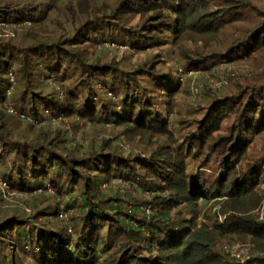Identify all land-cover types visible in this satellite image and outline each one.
<instances>
[{
	"label": "trees",
	"instance_id": "16d2710c",
	"mask_svg": "<svg viewBox=\"0 0 264 264\" xmlns=\"http://www.w3.org/2000/svg\"><path fill=\"white\" fill-rule=\"evenodd\" d=\"M256 1L0 0V178L9 195H39L30 214L2 211L0 264H264ZM243 62L260 74L174 111L184 72ZM55 120L117 130L133 150L101 139L80 152L66 131L37 127ZM114 181L147 201L131 203ZM235 243L244 262L223 248Z\"/></svg>",
	"mask_w": 264,
	"mask_h": 264
},
{
	"label": "rangeland",
	"instance_id": "374dc122",
	"mask_svg": "<svg viewBox=\"0 0 264 264\" xmlns=\"http://www.w3.org/2000/svg\"><path fill=\"white\" fill-rule=\"evenodd\" d=\"M256 4L260 8H264V3L261 2V0H257ZM11 34H5L3 35L5 38L10 37ZM7 39V38H6ZM107 49H114L112 45H107ZM193 47H189L188 50H192ZM116 51L119 52L120 55L125 57V55H128L125 57L126 60L131 59V62L139 61L144 58V55L142 53L139 54H133L131 55V52L124 51L121 49V47H116ZM201 51V48H200ZM125 54V55H124ZM168 66H170L174 71H177V74L179 77H181V71L180 66L177 64H173L168 60ZM251 65L248 62L238 63L234 64L232 66H225V64H214L209 68L210 73L206 71H192L188 70L184 72L182 76V89L181 94L177 97L176 100V106H175V112L180 110L182 114L189 113L193 107H197L198 104L203 100L205 93L207 90L212 89L216 90V92H223L229 84L234 82H243L247 80L254 79L256 75L260 74V71L251 68ZM186 78V80H185ZM181 81V80H180ZM13 87V85H12ZM229 88V87H228ZM50 90V89H49ZM184 116V115H183ZM185 117V116H184ZM60 121H43V123L38 124L37 127H49L52 131L57 132L60 131L64 134L65 132V138H66V145L68 147L77 148L80 150V152H86L89 148L90 142L92 141H99L101 139H106L110 141V144L116 145L120 147V149L127 151H132V147L125 143L126 139H123V136L114 129L110 128H95L93 126L88 125H75L76 127H72L67 125L66 123L60 124ZM34 125V123H33ZM264 148V146H262ZM260 147V148H262ZM138 152H135L137 154ZM112 186H116L119 190V193L123 197L130 198L131 203L133 202H143L147 201L148 199V193L147 191L141 189L137 186H130L124 182L120 181H114L112 183ZM108 189V188H106ZM0 194H2L3 201L0 203V215H2V211H14L17 209L25 211L27 214L31 213V206L34 204V199L38 198V194L34 197L37 198H28V197H19L15 195H9L7 192L0 191ZM41 197H48L47 194H41ZM41 199V198H40ZM33 201V202H32ZM39 205V202H38ZM45 208L46 204L42 206L41 208ZM17 208V209H16ZM259 220L264 217V200L262 201V208L259 211ZM61 218L59 220L66 219L67 216L65 214H62L60 216ZM49 219L53 220V217H48ZM201 218L197 220V224L200 225ZM241 243H235V245H225L223 248L230 253L234 257L240 258L241 261H245L249 256V250L247 247H244L240 245ZM242 248H241V247ZM230 247V248H229ZM244 247V248H243Z\"/></svg>",
	"mask_w": 264,
	"mask_h": 264
},
{
	"label": "built area",
	"instance_id": "2783aa9c",
	"mask_svg": "<svg viewBox=\"0 0 264 264\" xmlns=\"http://www.w3.org/2000/svg\"><path fill=\"white\" fill-rule=\"evenodd\" d=\"M9 78V82H10V88L6 91V98H9V96L11 95V89H12V85H13V82H14V79H13V76L12 75H9L8 76ZM5 107V110L8 114L12 115V116H15L17 117L18 116V113L9 105V104H5L4 105ZM21 118H24V116L21 115ZM8 190V185L6 182H4L1 178H0V191L3 192H6Z\"/></svg>",
	"mask_w": 264,
	"mask_h": 264
}]
</instances>
